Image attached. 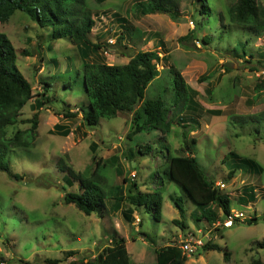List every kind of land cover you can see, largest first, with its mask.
Instances as JSON below:
<instances>
[{"label": "rangeland", "instance_id": "1", "mask_svg": "<svg viewBox=\"0 0 264 264\" xmlns=\"http://www.w3.org/2000/svg\"><path fill=\"white\" fill-rule=\"evenodd\" d=\"M139 1L145 0H86L94 19L91 39L102 43L98 55L108 64L126 63L138 50H155L158 75L146 86L144 99L161 96L169 105L168 118L183 115L189 121L186 128L174 119L167 130H142L130 139L131 113L101 118L97 126L86 127L77 110L87 98L76 47L66 38L52 40L49 28L38 26L19 10L0 23V32L16 50V67L31 84L33 95L16 124L8 127V136L17 128L29 127L30 123L23 121L35 112L32 102L39 93L45 91L50 97L38 110L35 141L9 153L11 173L20 178L0 171V264H49L45 259L79 264L81 257L84 264L110 244L113 236L125 238L130 264H153L155 250L169 243L190 245V250H184V264H252L253 259L264 264V248L258 246L264 237V60L260 57L264 35L255 36L230 24L227 9L236 0H206L209 11L205 14L199 13L200 0H178L180 15L176 18L162 13L139 14L135 7ZM256 2L264 6V0ZM128 29L132 31L126 35ZM191 29L193 38L180 41ZM120 32L125 38L118 42ZM110 38L115 41L112 46L107 44ZM239 43H245V57L231 53L235 46L241 51ZM173 69L197 92L195 106L188 107L190 96L187 105L181 100L177 107L170 105ZM63 108L77 110L76 115L62 117ZM256 114L258 119L241 122ZM57 122L69 126L67 136L50 133ZM77 126L81 128L76 130ZM146 143L150 149L142 148V155L139 146ZM180 147L187 154L190 147L205 175L229 195L231 212L243 213V221L214 228L216 222L226 219L214 205L218 219L211 224L204 218L195 221L199 214L195 203L164 171L168 156L179 155ZM229 151L253 160L256 171H248L243 165L228 179V171L236 162ZM93 155L105 164L99 171L108 194L102 215H86L64 201L66 192L80 191L78 180L67 179L66 168L90 176L95 167ZM131 180L136 184H130ZM220 182L223 187L218 186ZM156 188L163 197L160 220H155L152 210L143 204L134 210V221L129 223L123 214L129 207L127 195ZM250 192L254 193L253 201H238L239 196L248 198ZM119 193L126 202L113 200ZM177 198L184 209L182 217L174 203ZM253 216L256 222L248 223ZM174 219H183L185 227L182 229ZM207 242L220 248L207 249L203 246ZM69 250L75 254L66 256ZM224 251L228 252L226 259Z\"/></svg>", "mask_w": 264, "mask_h": 264}, {"label": "trees", "instance_id": "2", "mask_svg": "<svg viewBox=\"0 0 264 264\" xmlns=\"http://www.w3.org/2000/svg\"><path fill=\"white\" fill-rule=\"evenodd\" d=\"M198 5L200 7L199 13L205 14L209 11L206 0H200ZM135 7L138 8L139 14L145 16L148 13L167 14L171 18L180 15L178 0H145L136 3ZM16 10L28 15L38 26L49 28V37L52 40L66 38L76 47L82 61L81 82L87 98L84 106H80L77 110L81 111V118L86 127H95L101 118H113L120 113H131L132 128L127 134L130 139L132 135L140 133L142 130L148 131L151 128H158L161 131L167 130L174 119L175 123L183 128L188 126L189 121L185 120L183 115L178 116V118L174 115L168 118L169 105L161 96L144 99L146 86L158 75L154 61L158 55L155 50H138L128 58V62L123 64H108L100 59L98 50L103 45L101 42L91 39L90 33L94 26V19L86 6V0H0V23L7 21ZM115 15L118 17L117 14ZM227 16L230 24L234 23L240 26L242 30L249 31L255 36L264 35V6L259 5L256 0H236L228 7ZM220 18L222 20L224 16L221 15ZM122 20L126 22V19ZM126 25H122L125 30L127 29ZM129 31L130 29L125 34L129 35ZM135 31H133L134 35L136 34ZM193 32L194 29L189 30L186 35L179 38L180 41L193 38ZM116 37L118 42L125 38L122 32L118 33ZM110 40L113 38L107 40L109 46L115 44L114 40V42H110ZM203 41L205 42V39ZM239 44L241 51L235 46L231 49V53L237 58L245 57L246 50L243 48L245 43ZM23 52L29 55L26 50ZM91 57L98 59L89 60ZM260 57L264 60V53H260ZM16 58V50L11 41L6 34L0 32V171L7 172L13 178H20L18 174L11 173L10 161L8 160L9 153L15 148L29 147L35 141L38 128V110L50 101V97L45 91L39 93L40 97L32 102L34 103L33 107H35L32 108L35 109V112L23 121V123H30L29 127L26 129L17 128L8 136V127L16 124L23 106L33 97L31 84L16 67ZM250 69L258 70V67H250ZM172 77L174 94L173 103L170 105L176 106L180 100L181 103L187 105L188 96H190L188 107L195 106L194 96L197 92L186 84L179 71L173 69ZM42 83L48 84L44 81ZM41 95H45V97L42 98ZM76 111L72 112L69 108H63L62 117H74ZM253 118L258 119V115H248L241 122ZM188 119L195 123L193 117ZM80 128L77 126L76 130ZM49 131L52 134L67 136L71 129L69 126L57 122ZM192 140L196 143L195 138ZM142 148L150 149L149 143L139 146V152L143 155L145 150ZM188 149L190 154L185 153L183 147H180L181 153L179 155L168 156L164 171L168 178L181 185L188 197L195 203V211H199L198 216L196 215L194 218L195 221L204 218L207 223L211 224L218 219L219 215L214 207L221 209L226 218L231 212L229 195L222 193L214 181L205 175L199 161L192 155L190 147ZM228 154L232 155L236 161L228 171V179L232 178L237 168L241 169L243 165L247 166L248 171H256V164L250 158L241 157L233 151H229ZM93 160L95 167L90 176H86L82 172H74L71 167L66 168L67 179L70 180L71 177L78 180L80 191L66 192L64 201L67 204H74L78 210L86 215L93 212L102 215L108 194L102 187L105 179L99 174V171L105 164L100 159L95 160V155H93ZM123 181H127V178H123ZM130 182L132 185L136 184L134 180ZM157 183H162V180ZM127 198L129 207L123 214L129 223L134 221V210L143 204L152 210L155 220H160L163 197L157 188L153 192L137 190V192L128 194ZM123 199L126 202V198L119 193L113 200L119 202ZM253 199V192L248 193V198L238 197L239 202L244 201L246 203L253 201ZM174 203L182 217L184 209L181 200L179 198L174 199ZM192 214L194 216V212ZM249 219L248 223L257 220L254 216ZM182 220L174 219L173 222L183 229L186 224ZM203 246L207 249L220 248L219 245L209 242ZM258 246L264 248V237L258 242ZM65 254L70 256L75 254V251H65ZM227 256L228 252L224 251L225 259ZM82 259L83 257L80 258L79 264L83 263ZM186 260L187 256L179 245L169 243L155 250V262L153 264H184ZM61 261L62 259H45V262L49 264H57ZM70 264H76V262L72 261ZM84 264H130L125 238L113 236L112 239L111 237L110 244L104 246L100 252L92 259L86 260ZM252 264H262V262L260 259H253Z\"/></svg>", "mask_w": 264, "mask_h": 264}, {"label": "built area", "instance_id": "3", "mask_svg": "<svg viewBox=\"0 0 264 264\" xmlns=\"http://www.w3.org/2000/svg\"><path fill=\"white\" fill-rule=\"evenodd\" d=\"M110 42H114L113 40H110ZM105 53H107V50H105ZM132 175H134V174H132ZM218 186H220V187H223L224 186V184L222 183V182H220L219 184H218ZM245 219V216L243 215V213L242 212H237V211H235V212H231L229 215H227L226 216V219H225V221L222 223L221 221H218V222H216L215 224H214V228H217L216 226H231V225H233L236 221L238 222V221H243ZM179 247L183 250V252H184V250H190V245L189 244H187V243H185L184 245H182V246H180L179 245ZM185 253V252H184Z\"/></svg>", "mask_w": 264, "mask_h": 264}, {"label": "clouds", "instance_id": "4", "mask_svg": "<svg viewBox=\"0 0 264 264\" xmlns=\"http://www.w3.org/2000/svg\"><path fill=\"white\" fill-rule=\"evenodd\" d=\"M157 66V65H156ZM134 175H135V173H134Z\"/></svg>", "mask_w": 264, "mask_h": 264}, {"label": "crops", "instance_id": "5", "mask_svg": "<svg viewBox=\"0 0 264 264\" xmlns=\"http://www.w3.org/2000/svg\"><path fill=\"white\" fill-rule=\"evenodd\" d=\"M164 54V53H163Z\"/></svg>", "mask_w": 264, "mask_h": 264}]
</instances>
